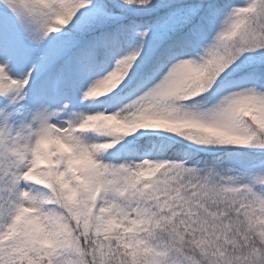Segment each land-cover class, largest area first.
<instances>
[{"label":"snow or ice","instance_id":"6c2138e0","mask_svg":"<svg viewBox=\"0 0 264 264\" xmlns=\"http://www.w3.org/2000/svg\"><path fill=\"white\" fill-rule=\"evenodd\" d=\"M0 264H264V0H0Z\"/></svg>","mask_w":264,"mask_h":264}]
</instances>
